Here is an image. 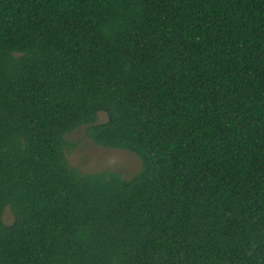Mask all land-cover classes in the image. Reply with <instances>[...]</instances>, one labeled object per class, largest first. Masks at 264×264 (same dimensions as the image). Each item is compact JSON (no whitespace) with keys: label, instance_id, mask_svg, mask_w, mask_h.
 <instances>
[{"label":"trees","instance_id":"obj_1","mask_svg":"<svg viewBox=\"0 0 264 264\" xmlns=\"http://www.w3.org/2000/svg\"><path fill=\"white\" fill-rule=\"evenodd\" d=\"M0 264H264V0H0Z\"/></svg>","mask_w":264,"mask_h":264},{"label":"rangeland","instance_id":"obj_2","mask_svg":"<svg viewBox=\"0 0 264 264\" xmlns=\"http://www.w3.org/2000/svg\"><path fill=\"white\" fill-rule=\"evenodd\" d=\"M107 114L98 113V123L107 120ZM87 125H81L65 136L67 147L65 155L70 167L77 168L81 173H97L109 170L129 178L141 168L140 159L131 151L117 148H106L96 144L87 134ZM2 220L9 224L13 214L9 206L4 208Z\"/></svg>","mask_w":264,"mask_h":264}]
</instances>
